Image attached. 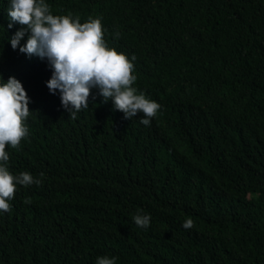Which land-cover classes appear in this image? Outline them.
<instances>
[{
	"label": "trees",
	"instance_id": "obj_1",
	"mask_svg": "<svg viewBox=\"0 0 264 264\" xmlns=\"http://www.w3.org/2000/svg\"><path fill=\"white\" fill-rule=\"evenodd\" d=\"M45 2L100 18L107 45L135 56L133 87L161 108L145 126L93 88L68 118L47 59L11 47L22 26L0 0V79L30 97L7 167L42 181L17 185L0 212V264H264V0Z\"/></svg>",
	"mask_w": 264,
	"mask_h": 264
},
{
	"label": "clouds",
	"instance_id": "obj_2",
	"mask_svg": "<svg viewBox=\"0 0 264 264\" xmlns=\"http://www.w3.org/2000/svg\"><path fill=\"white\" fill-rule=\"evenodd\" d=\"M9 5V28L15 23L22 26L10 37L11 47L13 50L19 48L28 56L47 59L52 69L47 87L52 94L59 91L68 118L75 119L78 112L89 107V98L95 88L104 102L112 100L114 110L123 112L125 119L143 114L140 122L151 125L161 105L133 87L137 80L133 74L135 56L129 59L125 53L107 45L100 18L89 17L81 23L79 16L73 19L71 14L53 15L45 0H9ZM26 34L27 41L21 45ZM119 35L117 32L116 37ZM33 61L37 62L33 66L43 69L39 61ZM29 104L30 97L19 79L15 76L6 82L0 79V212H10L9 201L14 199L17 185L28 187L42 183L29 172L13 175L7 167L6 146L17 148L29 134L25 124L30 115ZM24 202L31 203V198ZM132 219L140 228L146 229L151 223L150 215L140 211ZM183 227L191 229L194 221L186 219ZM116 259L99 256L96 264H116Z\"/></svg>",
	"mask_w": 264,
	"mask_h": 264
}]
</instances>
